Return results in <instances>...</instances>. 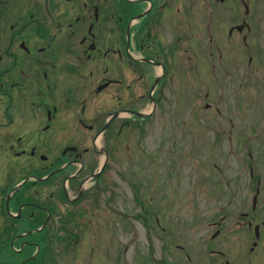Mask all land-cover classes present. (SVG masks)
I'll return each instance as SVG.
<instances>
[{
    "label": "flooded vegetation",
    "instance_id": "1",
    "mask_svg": "<svg viewBox=\"0 0 264 264\" xmlns=\"http://www.w3.org/2000/svg\"><path fill=\"white\" fill-rule=\"evenodd\" d=\"M261 133L264 0H0V264H264Z\"/></svg>",
    "mask_w": 264,
    "mask_h": 264
},
{
    "label": "rangeland",
    "instance_id": "2",
    "mask_svg": "<svg viewBox=\"0 0 264 264\" xmlns=\"http://www.w3.org/2000/svg\"><path fill=\"white\" fill-rule=\"evenodd\" d=\"M211 84L212 83H210V86L213 87L214 85H211ZM201 85H202V83L198 82L196 79L194 80V82H193L194 90H196V89L200 90L201 89ZM216 89L217 88L215 87L214 90H216ZM206 101L207 102H212L214 105H223V104H220L217 101V98L202 100V99L198 98V96L196 97V95H195L193 97V107L196 109L198 106L202 105V108H204L203 104H205ZM180 103H182L184 105L183 102H178V105ZM251 106H253V105H251ZM243 112L246 113L245 110H243ZM245 118L247 119L248 115H243V117H242V127H241L240 132H241V136L242 137H249L250 129L248 128V123H246L247 120ZM201 121H204V120H201ZM181 122H182V120L179 121V123H181ZM203 133H204V130H202V128L198 129V130H194V138L196 140V141H194V143L197 144V141L202 143L203 140H205V139H203V137H204ZM213 134H214V132L212 130H209L208 134L205 135V138L212 139V137L214 136ZM151 135H154V134H151ZM132 136L137 137V133H134V134L130 133L128 135V137L130 139H131ZM261 139H264V133H261L258 136V139L252 138L250 140V145H252L253 147H255V146L258 147L259 151L257 153V157H258V159H260V161L263 160V162L260 164V169H264V152H263L264 149H263V151H261L260 148H259L261 146L264 147V144H263L264 141H262ZM199 140H201V141H199ZM255 140H257V141H255ZM135 143L136 142H134V141L130 142V145H131V147H132V149L134 151H136L139 148L138 145H135ZM254 143L257 144V145H254ZM225 147L227 148V142H226ZM120 148H122V147L120 146ZM240 148L244 149L245 151H240V152H237V153H239V155L242 154L241 157H244L243 158L244 160H248L249 159V157H248V155H249L248 146H246V145L236 146V150H239ZM249 148L252 149L251 146H249ZM246 149H247V151H246ZM127 152H126V150H124V147L122 149H120L119 154H121V156H118V157L114 156L113 157V161L110 163L111 167H109V169L124 171L128 167L131 169L132 165L133 166H135V165L137 166V164L134 165V162L132 160H128L127 158H125L124 154L127 153ZM225 153L226 154L229 153L228 149H226ZM253 155L256 157V152L255 151H253ZM228 158L229 157H227V155H226V161L219 162V164L222 166V168L225 169L226 174H228L231 169L232 170L236 169L235 167H233V165L236 163V160H238V159H236L234 157H230L229 159ZM214 162H215L214 160H210L208 162V165H209V169H211L212 172L216 173L215 170L217 168L213 167ZM197 163H198L197 162V158L195 157L194 161L192 162V165L195 166ZM225 164H226V167H225ZM136 170H137V167H136ZM114 180H115V186L117 187L115 189L119 193H121L123 191L125 193V196L127 195L128 198L131 199L130 196H131L132 192L130 191V188L128 187V185L125 183L126 180L124 179V181H123V179H121L118 176H115ZM245 195H249L248 194V190L246 188L241 189V190H236L235 192L234 191H230V193L226 192L224 194L223 198L210 199L209 200V206L213 207V206H216V205L218 206V205H222V204L229 205L232 202L231 206L233 207L235 202L238 201L242 196H245ZM233 196L235 198L233 200H231V198ZM113 218H114L113 232L111 234L109 232V257L106 256L105 254L99 255L97 264H123V260H122L124 258L123 257L124 256L123 255L124 254L123 250H124V243L126 241V237L124 236L123 229H122V223H124V220L123 219H118V217H116V214L113 215ZM103 244L105 245V243H103ZM146 248H147V244H146ZM105 257H107V260H108L107 263L104 260Z\"/></svg>",
    "mask_w": 264,
    "mask_h": 264
}]
</instances>
